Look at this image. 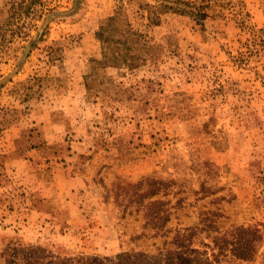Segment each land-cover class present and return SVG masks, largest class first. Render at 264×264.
I'll return each instance as SVG.
<instances>
[{"label":"rangeland","instance_id":"1","mask_svg":"<svg viewBox=\"0 0 264 264\" xmlns=\"http://www.w3.org/2000/svg\"><path fill=\"white\" fill-rule=\"evenodd\" d=\"M28 1L0 0V264H264V0ZM118 11L134 69L94 63Z\"/></svg>","mask_w":264,"mask_h":264},{"label":"trees","instance_id":"2","mask_svg":"<svg viewBox=\"0 0 264 264\" xmlns=\"http://www.w3.org/2000/svg\"><path fill=\"white\" fill-rule=\"evenodd\" d=\"M37 1L38 0H29L28 3L21 8L29 11L33 8H31V6H33V4ZM147 6V10L149 11V24H157L159 19L155 11L158 8L149 4ZM121 17V11L109 16L101 23L96 33L97 38L102 42L103 49L102 59L94 60V63L97 66L127 67L134 69L153 56L151 49L155 48V45L151 44L147 35L135 30L127 19ZM156 183L158 185H156ZM168 185V182L165 181H153L149 192L151 195H154L159 193L162 189L166 190ZM155 203L156 202H153V204L148 207V209L153 212L151 216L155 218V222H153V224L164 226L165 222L169 220V211L168 209H162L161 204L163 202L157 203L159 204L158 206ZM161 213H163V215H161ZM174 239L176 242L180 241V243L183 244V241L179 240L178 236ZM247 255L248 253L245 254L244 257H247ZM75 264L89 263L77 260Z\"/></svg>","mask_w":264,"mask_h":264}]
</instances>
